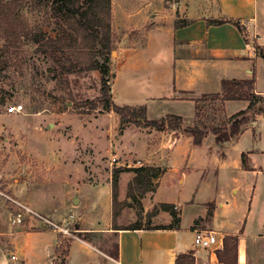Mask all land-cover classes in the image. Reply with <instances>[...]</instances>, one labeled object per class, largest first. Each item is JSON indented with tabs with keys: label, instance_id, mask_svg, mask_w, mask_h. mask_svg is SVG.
Segmentation results:
<instances>
[{
	"label": "rangeland",
	"instance_id": "obj_1",
	"mask_svg": "<svg viewBox=\"0 0 264 264\" xmlns=\"http://www.w3.org/2000/svg\"><path fill=\"white\" fill-rule=\"evenodd\" d=\"M166 1L161 7L170 6ZM170 1L174 4L187 0ZM200 7L205 11L211 4L202 0ZM21 13L36 30L57 35L52 32L54 20L47 14L28 7H23ZM123 34L116 28L112 32L111 13L114 105L145 106L150 121L161 122L167 114L179 113L185 117L184 127L211 129L225 125L229 119L224 114V103L211 101L209 96L202 99L203 95L173 94L169 76H150L148 66L134 68L137 61L121 57L119 37ZM168 51L167 47L154 51L149 61L159 65L170 62ZM64 66L61 54L27 41L7 47L0 33V201H5L4 209L9 210L8 225L16 228L28 227L13 224L18 208L3 194L57 223H64L71 215L69 227L76 230L75 237L35 230L32 245L36 247L39 242L35 238H39L42 255L47 257L48 246L56 241L65 249L70 245V251L73 242L84 240L95 250L91 248L92 253L76 248L70 264L81 260L104 264L106 258L101 253L116 252V238L107 233L111 224L146 228L176 225L181 204L192 201L204 177V155L196 153L199 146L182 130L159 131L122 123L114 111H103L100 73H68ZM185 99L194 102H176ZM19 104L24 105L23 114L8 113L10 107ZM194 104L195 112L198 105L199 117H193ZM237 105L235 101L229 103L227 113ZM249 115L250 130L237 146L256 150L263 170L259 182L263 199L264 116L254 127L255 118ZM213 141L210 135L203 146L205 158L209 157V149L214 150L211 161H215V155L223 157L222 148L217 152L213 149ZM263 206L260 202L256 206V217L263 214ZM0 229H7V222L1 220ZM0 250L10 254L13 248L0 243ZM16 251L18 259L12 264H61L57 253V257L44 261L41 250H35L37 255L24 263L23 255Z\"/></svg>",
	"mask_w": 264,
	"mask_h": 264
},
{
	"label": "crops",
	"instance_id": "obj_2",
	"mask_svg": "<svg viewBox=\"0 0 264 264\" xmlns=\"http://www.w3.org/2000/svg\"><path fill=\"white\" fill-rule=\"evenodd\" d=\"M206 1L211 7L203 11L200 7L202 0L174 4L167 0L169 7H161L165 0H112V32L116 28L124 33L119 37L121 57L137 61L134 68L148 66L152 72L150 76L153 73L169 76L170 90L176 95L217 94L221 93L224 80H248L255 76V92L264 97V59L254 49V44L264 46V0H203L204 3ZM188 4L189 7L186 6ZM221 17L238 20L240 24L247 23L248 35L257 37V40L254 44L246 42L244 34L230 23L208 25V20ZM178 21L187 24L178 27ZM164 47L169 50L170 62L164 65L151 63L152 53ZM176 102L192 104L194 101ZM236 102L239 105L231 113L226 110L231 102L224 103V114L228 119L249 105L245 101ZM174 115L183 117L179 113ZM193 117H196L195 104ZM260 118L262 116L257 115L252 121L254 127ZM243 129L241 134L221 144L209 134L197 148L196 153L204 155L201 162L204 177L192 201L181 204L178 228L148 229L140 226V229L128 230L115 229L111 224L107 233L116 238V252L113 255L102 252L106 258L104 264H176L179 255L187 254L194 256L195 264H222L217 251L223 249V245L216 251L196 247L194 236L197 231L216 232L223 243L226 236H237L238 264H264V198L261 197L263 186L259 187L263 170L256 150L237 146L249 132V124H245ZM210 135L213 136L215 152L221 148L223 151L222 158L214 156L215 161L209 158L214 150L209 149V157L205 158L203 149ZM243 156L247 167L242 162ZM259 202L263 206V214L256 217L255 209ZM0 204L3 205L0 224L1 220L7 222V229H0V243L21 252L24 263L37 255L35 250L40 249L42 255L39 238H35L39 244L36 247L32 245L35 230L8 225L11 218L9 210L4 209L5 201H0ZM59 246V241L48 246L47 257L42 255V259L57 257ZM76 248L88 252H92L91 248L95 250L88 242L78 239L72 243L65 264L73 260ZM13 251L9 254L0 250V264H12V256L17 260L18 253ZM78 264L95 262L81 260Z\"/></svg>",
	"mask_w": 264,
	"mask_h": 264
},
{
	"label": "trees",
	"instance_id": "obj_3",
	"mask_svg": "<svg viewBox=\"0 0 264 264\" xmlns=\"http://www.w3.org/2000/svg\"><path fill=\"white\" fill-rule=\"evenodd\" d=\"M23 7L31 11H41L54 20L55 27L52 32L56 36L41 30H36L21 13ZM111 0H0V33L7 47H17L27 41L45 48V50L59 53L64 57L65 70L68 73L99 72L101 75L100 93L102 97L103 111H114L122 123H132L138 126L151 127L159 131L164 129L182 130L193 138L196 146H201L203 140L212 134L218 144L229 141L243 132L245 124L250 122V113L253 118L257 115L264 116V97L255 92L256 78L248 80H224L221 85V93L205 94L211 101L236 102L245 101L249 105L233 115L224 126L211 129L201 128L197 125L184 127L183 117L167 114L161 122L150 121L147 118L145 106H117L113 104L111 95V81L114 77L111 69L112 37H111ZM208 25H222L230 23L235 25L242 33L244 28L240 21L221 17L207 21ZM51 24V23H50ZM187 22H176V26H186ZM68 36L75 37L73 40ZM247 42V40H246ZM256 52L264 59V46L255 45ZM200 101V100H199ZM198 101V102H199ZM197 102V103H198ZM196 105V117L199 111ZM246 157L243 156V164L247 167ZM115 216H113V220ZM179 217L176 218L175 227L178 228ZM115 229H140V225L129 227L115 226ZM162 227L161 229H168ZM148 229H154L149 227ZM69 248L60 245L56 250L61 264L69 255ZM217 256L222 264H238V237L226 236L223 249L217 251ZM117 257V255L115 256ZM176 264H195L192 254L179 255Z\"/></svg>",
	"mask_w": 264,
	"mask_h": 264
},
{
	"label": "built area",
	"instance_id": "obj_4",
	"mask_svg": "<svg viewBox=\"0 0 264 264\" xmlns=\"http://www.w3.org/2000/svg\"><path fill=\"white\" fill-rule=\"evenodd\" d=\"M241 26L244 28V37L249 42H254L257 40V37L248 35V26L247 23L242 22ZM254 44V49H255ZM256 50V49H255ZM9 114H23L24 113V105H13L8 109ZM14 206L18 208V211L15 213L13 217V224H19L22 226H26L33 230H41V231H54L61 234L63 237H75L73 233L76 230L71 229L69 227V219L71 215H68V219L64 221V223H57L53 220L43 216L39 212L32 209L29 205L20 203L19 201L11 198L3 194ZM194 245L196 247L211 249V250H218L222 245L223 242L219 238L218 234L213 231H197L194 236ZM12 259L15 260L16 257L12 256Z\"/></svg>",
	"mask_w": 264,
	"mask_h": 264
},
{
	"label": "water",
	"instance_id": "obj_5",
	"mask_svg": "<svg viewBox=\"0 0 264 264\" xmlns=\"http://www.w3.org/2000/svg\"><path fill=\"white\" fill-rule=\"evenodd\" d=\"M75 204H77V200H75V202H74Z\"/></svg>",
	"mask_w": 264,
	"mask_h": 264
}]
</instances>
